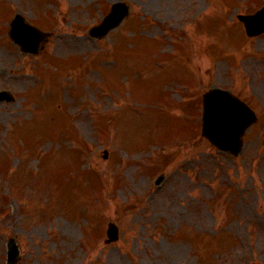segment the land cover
Returning a JSON list of instances; mask_svg holds the SVG:
<instances>
[{
	"label": "rangeland",
	"instance_id": "obj_1",
	"mask_svg": "<svg viewBox=\"0 0 264 264\" xmlns=\"http://www.w3.org/2000/svg\"><path fill=\"white\" fill-rule=\"evenodd\" d=\"M49 1L55 35L41 54L23 55L12 80L16 87L38 83L43 89L0 104L4 144L10 147L16 127L24 129L19 140L14 137L16 147L27 145L23 138L36 145L18 166L29 168L23 179L28 187L22 170L17 179V172L9 176L0 169V264L3 240L12 235L24 252L18 264H218L222 258L237 264L231 258L242 246L247 253L238 264H264V35L249 37L232 17L234 10L252 11L264 0H127L130 16L102 40L90 38L88 28L114 0ZM165 46L176 48L178 60L192 61L189 69L162 57ZM6 56L1 47L0 58ZM146 65L154 66L149 78ZM181 70L200 71V78L192 87L175 83V74H187ZM125 73L133 76L118 79ZM3 76L0 71V85ZM160 76L167 81L148 92ZM213 84L233 86L259 116L238 155H223L200 136L199 92ZM191 88L177 106L164 101L166 92L181 98ZM149 94L158 98L142 99ZM111 98L116 105L109 110ZM164 103L173 114L165 109L144 115L148 106ZM155 118L159 126L180 120L189 132L173 156L152 169L183 171L144 199L138 195L148 172L140 175V164L125 159L136 151L125 142L145 141L146 132L157 128ZM73 122L85 134L79 136ZM107 143L105 158L100 149ZM8 146L0 153L12 157ZM15 186L30 191L32 202L16 201ZM35 204L40 214L29 213L27 206ZM113 220L122 236L106 244Z\"/></svg>",
	"mask_w": 264,
	"mask_h": 264
}]
</instances>
